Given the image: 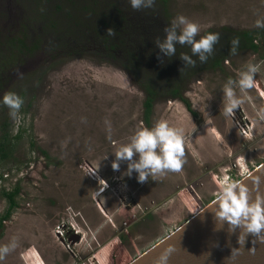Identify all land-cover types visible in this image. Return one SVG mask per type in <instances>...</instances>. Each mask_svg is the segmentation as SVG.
<instances>
[{"label":"rangeland","instance_id":"1","mask_svg":"<svg viewBox=\"0 0 264 264\" xmlns=\"http://www.w3.org/2000/svg\"><path fill=\"white\" fill-rule=\"evenodd\" d=\"M55 2L65 1L20 0L15 8L14 0H0V134L5 123L13 134L21 130L11 155L0 160V217L8 207L2 191L18 189L0 226V264H127L217 198L225 179L234 185L264 161V0H166L176 32L184 27L177 17L184 16L197 24L194 36L253 31L258 48L196 72L181 86L189 107L160 98L147 121L142 90L115 62L93 56L95 43L76 56L63 50L48 59L54 56L46 45L29 56H7L13 12L27 11L36 32L47 15L48 24L60 21L49 38L53 31L76 26L89 33L98 26L88 11L76 15L68 5L72 15H62ZM250 68L255 86L245 89L239 81ZM226 87L240 101L230 114ZM8 92L20 98L18 110L3 104ZM159 120L181 130L183 164L179 171L149 172L141 182L128 169L139 154L124 160L115 151Z\"/></svg>","mask_w":264,"mask_h":264},{"label":"trees","instance_id":"2","mask_svg":"<svg viewBox=\"0 0 264 264\" xmlns=\"http://www.w3.org/2000/svg\"><path fill=\"white\" fill-rule=\"evenodd\" d=\"M53 1V0H48ZM65 2H55L53 9L69 12L75 11L84 14L86 11L92 14L96 24L92 27V31L87 33L84 29L66 28L64 35L59 36L63 42L50 43L54 47L62 48L71 56L82 55L88 52L85 47L92 42L95 45L91 49V54L95 57L111 60L115 62L128 77L131 78L137 87L144 94L143 100V115L147 121L152 105L155 100L163 98H178L181 99L187 107L188 103L182 97V84L185 80L194 76L200 70L206 68H216L221 63L230 57L232 54L249 48L257 50L258 41L257 34L253 31H235L228 28H220L218 30H209L200 35L193 36L194 41H198L201 37L207 34H215L216 41L212 44L211 49L207 53H203L205 59H200L201 53H194L191 44L188 42L180 43L173 40L174 51L171 54H166L158 46L163 43L169 32H174L176 36L180 33L173 30L167 20L166 0H153L150 6H142L138 9L132 8L130 0H64ZM71 6H74L71 7ZM71 11L68 13L72 15ZM49 22L51 19L47 15ZM46 28L52 31L57 30L60 21L57 19L50 24L46 21ZM50 25V26H49ZM98 27V28H97ZM52 29V30H51ZM111 30V35L109 34ZM56 31H53V34ZM54 37L55 34H54ZM76 40V44L70 42ZM57 38V37H56ZM43 43V39L39 38ZM38 40V41H39ZM9 41L7 56L16 54L20 55L27 46L17 45ZM235 41V43H233ZM16 46V47H15ZM13 47L17 48V53L10 50ZM38 48V44L34 45V49ZM32 48V52H34ZM29 51L30 48H29ZM6 56V55H2ZM184 56L188 60L183 59ZM19 60V59H18ZM191 61V63H189ZM5 132L0 134V160L11 155L10 146L12 140L19 138L21 130L12 133V128L5 123ZM0 126H3L1 122ZM42 153L45 151L41 150ZM17 187L12 191H2L3 197L8 202V207L5 213L0 217L1 222L8 218L11 210L15 207V196ZM112 264V262H110Z\"/></svg>","mask_w":264,"mask_h":264},{"label":"clouds","instance_id":"3","mask_svg":"<svg viewBox=\"0 0 264 264\" xmlns=\"http://www.w3.org/2000/svg\"><path fill=\"white\" fill-rule=\"evenodd\" d=\"M152 2L153 0H130V4L134 9L150 6ZM177 19L184 25L181 34L176 36L174 32H169L164 42L158 46L166 54H171L174 51L173 40H177L180 43L188 42L191 44L194 53H201L200 59L203 61L205 59L203 53L210 51L217 36L215 34H207L198 41H194L193 36L198 31L197 24L186 20L184 16H178ZM256 23L259 24L260 22L257 21ZM109 34L111 35V30H109ZM183 59L188 60V57L184 56ZM254 71H256L255 68H250L249 73L242 74V78L239 81L242 88L246 89L255 86V81L250 74ZM225 95L229 98V104L225 107L224 112L225 114H230L240 101L231 99L233 92L230 88H225ZM2 102L13 110H18L21 106L20 98L12 92L4 94ZM13 114L15 113L13 112ZM180 133V129L170 127L165 120H159L151 129L141 127L136 130L130 137L129 143L117 148L115 156L117 159L131 160L133 153H138V162L130 163L128 169L129 172L132 170L138 172V180L141 182L146 179V175L149 172L154 174L161 169L179 171L183 164L181 157L183 156L184 143L183 136ZM157 149L159 150L158 152ZM112 167L117 169L118 164L113 163ZM233 186L227 179L221 185L222 191L217 197L221 209L219 215L228 219L233 225H242L248 232H260L264 229V202L248 203L247 197L243 192L237 198L233 192Z\"/></svg>","mask_w":264,"mask_h":264},{"label":"water","instance_id":"4","mask_svg":"<svg viewBox=\"0 0 264 264\" xmlns=\"http://www.w3.org/2000/svg\"><path fill=\"white\" fill-rule=\"evenodd\" d=\"M233 187L237 198L243 192L248 203L264 202V161ZM220 210L215 198L127 264H264V229L248 232Z\"/></svg>","mask_w":264,"mask_h":264},{"label":"flooded vegetation","instance_id":"5","mask_svg":"<svg viewBox=\"0 0 264 264\" xmlns=\"http://www.w3.org/2000/svg\"><path fill=\"white\" fill-rule=\"evenodd\" d=\"M19 1L20 0H14V3H16L15 8H17L19 6L18 5ZM25 1H27V0H25ZM61 14L63 15V13H61ZM19 15L15 16V12H13V16L16 19L15 30H14L15 33L12 35H9L5 39L10 40V42H14L17 45H22V46L26 45L27 49L23 50V53H22L24 56L26 55V53L29 56L32 53V48L34 49V45H37V44L39 47L38 48L36 47L34 49V51L37 49H39V50L41 49V51H42L45 45L49 47L48 51L52 52V53L50 52L51 53L50 56L52 55L54 57H52V58L48 57V59H54L56 57V55H59L60 52L63 51L62 48H60V47L59 48H57V47L53 48L54 44H51V45H49V44L53 43V42L56 44L58 42L59 43L63 42L62 39L59 38V36L64 35V33H65L64 30H58L55 32V36L57 38L54 36L49 38L50 33H49L48 28H46V26L44 27V29L39 28V30L37 32L34 30V27L36 25L34 23H32L31 16L27 13V11L24 10V14L22 11H20ZM18 20H21V21L19 22ZM41 24H42V22H41ZM39 38L43 39V43L40 42ZM0 40H1V37H0ZM76 40H84V39H81V38L80 39H72V40H70V42L75 43ZM29 48L31 51H29ZM64 53H67V52H64ZM68 56H70V55L68 54ZM38 60H40V59H38ZM126 75H127V73H126Z\"/></svg>","mask_w":264,"mask_h":264},{"label":"built area","instance_id":"6","mask_svg":"<svg viewBox=\"0 0 264 264\" xmlns=\"http://www.w3.org/2000/svg\"><path fill=\"white\" fill-rule=\"evenodd\" d=\"M74 234H79V231H78V233H77V232H75Z\"/></svg>","mask_w":264,"mask_h":264}]
</instances>
